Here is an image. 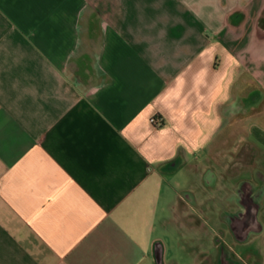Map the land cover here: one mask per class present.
Masks as SVG:
<instances>
[{
  "label": "crops",
  "instance_id": "crops-1",
  "mask_svg": "<svg viewBox=\"0 0 264 264\" xmlns=\"http://www.w3.org/2000/svg\"><path fill=\"white\" fill-rule=\"evenodd\" d=\"M245 138L264 147V0H0V264H215L199 207ZM254 220L264 264V187Z\"/></svg>",
  "mask_w": 264,
  "mask_h": 264
},
{
  "label": "flooded vegetation",
  "instance_id": "flooded-vegetation-1",
  "mask_svg": "<svg viewBox=\"0 0 264 264\" xmlns=\"http://www.w3.org/2000/svg\"><path fill=\"white\" fill-rule=\"evenodd\" d=\"M236 100L241 104V108L247 109L251 102L250 92L238 95ZM259 156H263V150L250 138L238 143L231 162L233 166H229L223 175L224 179L230 182L227 193L222 199L216 196L199 207L201 214L207 210V206H212L218 212L209 251L216 252L215 264H256L247 258L246 252H259V243L256 240L258 229L254 220L255 207L264 187L262 170L257 167L256 161ZM234 163L240 165L236 167ZM206 179L212 188L219 180L214 174H208ZM248 234L254 235L253 241L249 248L243 249L241 247L249 242L246 240ZM235 252L243 253L236 255ZM155 253L158 256L159 252ZM157 264H163L159 258Z\"/></svg>",
  "mask_w": 264,
  "mask_h": 264
},
{
  "label": "rangeland",
  "instance_id": "rangeland-1",
  "mask_svg": "<svg viewBox=\"0 0 264 264\" xmlns=\"http://www.w3.org/2000/svg\"><path fill=\"white\" fill-rule=\"evenodd\" d=\"M263 150V156H264V147H260ZM184 246L189 245L187 243V237H183ZM191 252H167V262L168 264H172L173 260H176V262H179L180 264H187L191 261Z\"/></svg>",
  "mask_w": 264,
  "mask_h": 264
},
{
  "label": "built area",
  "instance_id": "built-area-1",
  "mask_svg": "<svg viewBox=\"0 0 264 264\" xmlns=\"http://www.w3.org/2000/svg\"><path fill=\"white\" fill-rule=\"evenodd\" d=\"M151 123H153L155 126H159L161 124V120L160 119H156L155 117H152L150 119Z\"/></svg>",
  "mask_w": 264,
  "mask_h": 264
},
{
  "label": "water",
  "instance_id": "water-1",
  "mask_svg": "<svg viewBox=\"0 0 264 264\" xmlns=\"http://www.w3.org/2000/svg\"><path fill=\"white\" fill-rule=\"evenodd\" d=\"M176 166V163L175 162H170L166 167L165 169L166 170H170L171 168H174Z\"/></svg>",
  "mask_w": 264,
  "mask_h": 264
}]
</instances>
